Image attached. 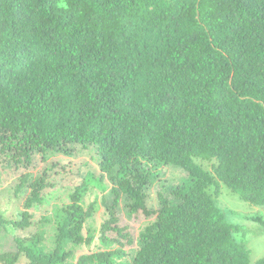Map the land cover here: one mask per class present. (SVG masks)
Listing matches in <instances>:
<instances>
[{"label": "trees", "instance_id": "16d2710c", "mask_svg": "<svg viewBox=\"0 0 264 264\" xmlns=\"http://www.w3.org/2000/svg\"><path fill=\"white\" fill-rule=\"evenodd\" d=\"M75 146L94 149L108 194L69 160L71 178L39 170ZM5 169L0 264H250L216 197L264 206V0H0Z\"/></svg>", "mask_w": 264, "mask_h": 264}, {"label": "rangeland", "instance_id": "374dc122", "mask_svg": "<svg viewBox=\"0 0 264 264\" xmlns=\"http://www.w3.org/2000/svg\"><path fill=\"white\" fill-rule=\"evenodd\" d=\"M46 157H49V160L46 163H41L40 166H38L39 170L46 167L48 162L57 161L65 165L63 166V168L68 171V178H71L72 176H70L69 174L75 172L76 169L73 168L79 166L78 170L76 171V176L83 178L87 175V173H91L95 178H101L102 184L106 187L105 193L108 194L111 185L110 181L107 176H102V173L98 168V157L96 156V153L94 152V149L92 147L84 149L79 146H75V148H73L72 150V154L68 158L63 157L59 153L53 152L52 154L48 153ZM68 160L70 161V164H72L73 168H69L67 166L68 164L66 161ZM201 164L207 169L210 168L206 162H201ZM162 171L165 175V177H163V180L167 181L168 183H170V181L174 182V180H177L184 175L182 172H176L172 169H162ZM8 173H10V171L5 169L0 172V175H7ZM63 175H65V173H60V176ZM188 180L186 181V186L191 185V182ZM8 183L9 181L5 180L0 187V200L6 198V196L8 195H11V190L8 188ZM155 191L156 189L154 188H151L148 191L147 204L151 209L158 207V201L155 195ZM101 195L103 194H99V199H101ZM111 199L112 196L110 197V200L107 201V203H111ZM90 200V197L85 199L86 203L90 202ZM179 202L180 200L171 198V203L177 204ZM216 202L221 211L224 213L225 221L230 224L236 225V228L233 231L234 238L238 242L246 244V246L250 249V264H253L258 258L264 256V206L253 205L241 201L237 194L232 193L225 185H223V187H220V193L216 197ZM123 205L124 204H122L121 201L118 205L117 214L119 213L118 215H120L123 220L127 221V223L130 225V230H139L144 225L143 215L139 213L134 215L131 214L130 217L133 216V219L128 220L129 214L125 213ZM48 208H50V206H44L41 209V213L42 211L45 212ZM50 210L51 209H49V211ZM107 212L108 209H105V207L102 206L95 213L94 224L97 229H99L102 221L104 219H107ZM251 217L259 218L260 221L252 220ZM46 229L49 231L48 228ZM7 240L8 235H6L5 232L0 231V245L2 247L7 244ZM92 247L93 245H91L89 249H91ZM89 249L83 246L80 249H77L75 254L79 255L82 253H86L89 251ZM16 264H27V261L24 258H21L20 261Z\"/></svg>", "mask_w": 264, "mask_h": 264}]
</instances>
